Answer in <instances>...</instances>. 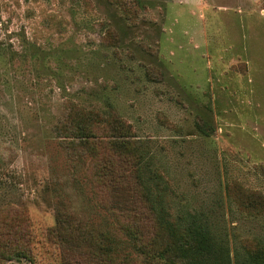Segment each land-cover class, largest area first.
<instances>
[{
  "label": "rangeland",
  "instance_id": "1",
  "mask_svg": "<svg viewBox=\"0 0 264 264\" xmlns=\"http://www.w3.org/2000/svg\"><path fill=\"white\" fill-rule=\"evenodd\" d=\"M129 1L132 18L117 0H0V206L23 208L34 236V261L6 264H61L47 237L58 198L128 249L55 134L71 101L132 123L166 209L208 226L223 264H254L241 241H264V213L242 211L229 185L264 195V0Z\"/></svg>",
  "mask_w": 264,
  "mask_h": 264
},
{
  "label": "trees",
  "instance_id": "2",
  "mask_svg": "<svg viewBox=\"0 0 264 264\" xmlns=\"http://www.w3.org/2000/svg\"><path fill=\"white\" fill-rule=\"evenodd\" d=\"M117 3L126 17H134L129 0ZM53 127L71 165L86 163L94 195L114 216L128 244L122 251L124 242L112 231L76 211L65 198H58L54 204L56 223L48 229L47 237L58 248L61 264H205L204 257L210 253L216 254L220 264L232 261L229 248L217 241L208 226H181L166 209L163 203L168 191L158 181L161 174L154 171L146 179L150 146L117 110L104 112L71 101ZM149 184L157 188L156 194ZM229 191L242 211L253 216L264 213L260 191L238 182L229 185ZM33 239L24 209L0 206V264L15 259L33 262ZM241 242L251 262L264 264L263 240L245 238Z\"/></svg>",
  "mask_w": 264,
  "mask_h": 264
}]
</instances>
